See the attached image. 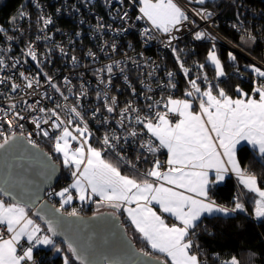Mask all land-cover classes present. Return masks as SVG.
Segmentation results:
<instances>
[{"label": "snow or ice", "instance_id": "obj_1", "mask_svg": "<svg viewBox=\"0 0 264 264\" xmlns=\"http://www.w3.org/2000/svg\"><path fill=\"white\" fill-rule=\"evenodd\" d=\"M131 2L134 4L135 0ZM193 2L201 6L206 4V0H189V3ZM117 3L122 5L124 0H117ZM139 5L141 15L136 19L146 18L153 28L167 34L166 47H172V42L177 39L173 32L179 31V26L189 21L188 12L177 0H139ZM194 11L195 15L204 20L210 19L214 14L207 7ZM116 18L126 22L128 12L124 11L121 14L118 11ZM41 19L45 27L53 23L51 18ZM96 27L102 31L111 26L98 23ZM4 31L0 27V33ZM147 32L145 29L144 34ZM194 35L196 40L215 39L209 37L205 31H196ZM7 39L11 40L13 37L8 36ZM248 39L253 42L255 40L250 33ZM56 47H59L62 54H66L62 47L58 45ZM108 47L113 52L117 50L115 43L108 45L105 42L101 51ZM172 51L176 54V60L185 76H188L190 70L184 66L177 54L178 50L172 47ZM26 55L31 57V60L38 61L37 54L31 46ZM87 55L95 58V53L91 51ZM228 57L230 60H236L231 52L228 53ZM45 59L47 60V57ZM207 59L215 66L217 78L226 75L214 45ZM19 62L13 61L11 67L15 69ZM71 62L74 67L79 63L75 56L71 57ZM7 67L5 59L0 56V71ZM114 67L119 68L131 95H137V90L131 84L129 76L125 74L121 61H114L113 64L95 70L98 83L104 87L95 90V99L100 103L91 112H88L82 103L89 95L83 81L79 90L74 91L75 85L69 77H63L62 87L61 83H57L56 79L43 72V69L34 76L20 71L19 76L23 83H16L13 76H0V85H6L11 81L10 92L18 93L24 89H32L35 92L36 89L43 87L40 81L42 74L47 88L57 94L53 96L48 91L38 93L39 98L35 99L34 103H28V100L21 96L20 100L25 108L18 110L15 98L10 93H0V96L8 100L7 107H0V150H10L17 139L15 129L8 134L5 133L4 116L15 115L17 119L15 128L20 129L23 135V124L20 122L25 120V116L21 113L26 111L41 114L31 117L30 123L34 125L37 134L53 141V151L62 157L63 165L70 170L72 177V183L68 187L50 193L61 198L60 209L72 202V189L82 202L99 197L100 202L108 207L117 211L123 209L141 238L153 251L163 255L164 258L155 257L156 264H202L198 252L193 250L198 246L192 239L196 235L195 230L200 226L202 215L221 213L227 216L245 210L244 203L239 197L231 208L217 205L209 197V185L223 181L228 172L225 157L231 171L237 174L244 188L258 197L254 201V216L257 219H264V188L258 185V177L255 174L240 168L236 158V148L241 141H247L258 148L260 156L264 157V83L254 87L252 95L237 85L236 92L239 98L234 99L218 85L215 86L218 89L216 94H213V85L202 91L196 79H192L189 81L191 90L185 92L187 99L169 96L166 102L162 99L157 100L155 104L147 103L146 111L142 114V110L134 106L131 100L120 107L118 97L109 94L114 87L112 83ZM199 67L202 69L204 66ZM249 67L256 76L264 78V70L254 65ZM105 72L108 74L107 79L104 77ZM148 75L152 76L153 73L149 72ZM167 76L169 77L167 87L174 89L176 84L172 80L173 73L168 72ZM139 82L145 85L143 80ZM145 87L147 91H151L150 86ZM70 96L75 97L73 103H69ZM44 99L51 101L53 107L42 105L41 101ZM147 99L152 98L148 96ZM194 104H198V110L194 108ZM161 105L164 111L158 110ZM101 108L106 113L114 115L103 116ZM61 111L65 113L64 117L61 116ZM89 115L106 129L98 140L100 148L94 147L91 143L93 133L86 119ZM113 120L116 127H111ZM43 125L48 127L45 128ZM137 125L141 127L138 129ZM117 128L124 135L117 134ZM144 135L149 139L144 140ZM137 137L141 138L138 147L148 154L155 156L161 149L167 150L168 158L163 165L159 159H154L152 166L141 174L136 163L121 155L124 152L122 142L128 143L129 138ZM27 143L35 146L32 139H28ZM105 152L115 154L119 163L126 162L134 175L122 174L118 164L105 158ZM143 159L144 162L148 160L147 156ZM140 160L141 155L138 154L136 161ZM210 171H214V179H210ZM0 192L11 195V192L4 188H0ZM13 200H16V197H13ZM154 205H158V211ZM60 209H56V212H60ZM163 214L174 218V222H167ZM67 215L76 217L78 212L73 208ZM45 223L48 234H44L41 226L29 217L27 204L19 201L6 203L0 199V226H3L8 234V238H5L0 232V264H25L26 261H33V248L37 245L51 246L57 252H61L62 249L57 246L54 237L60 234L65 223L62 215H53L46 219ZM24 238L29 246L18 253V247ZM65 242L68 252L79 261V264H94L90 257L94 256L95 252L86 239L83 241L66 239ZM124 255L131 256L134 253L125 251ZM143 255L150 256L151 253L144 252ZM63 260L64 264H71L68 255H65ZM108 264H120V261L109 260ZM224 264H239V261L232 257Z\"/></svg>", "mask_w": 264, "mask_h": 264}, {"label": "built area", "instance_id": "obj_2", "mask_svg": "<svg viewBox=\"0 0 264 264\" xmlns=\"http://www.w3.org/2000/svg\"><path fill=\"white\" fill-rule=\"evenodd\" d=\"M177 2L188 12L189 21H185L180 25L179 31L173 32L177 39L172 42V47L178 50L177 54L181 57L184 66L190 70L188 76H185L180 68L172 47H166L167 34L153 28L151 22L146 18L136 19L137 16L141 15L138 10V0H135L134 4L131 0H124L122 5L117 3V0H25L24 7L20 10L21 18L19 17L15 23L0 25L5 30L1 33L0 38V56H3L8 65L7 68L0 71V76H13L16 83H23L22 78L19 76L20 71H24L26 75L34 76L43 69V72L53 76L56 82L61 83V85L63 77H69L72 80V84L75 85L74 91L79 90L81 81H83L88 88L89 95L82 103L86 110L91 112L100 103L95 99V90L104 87L98 83L95 70L107 64H113L114 61H121V66L124 67L125 74L129 76L131 84L136 88L137 95H131L128 84L125 83L119 68L116 67H114L112 74L114 87L109 94L118 97L120 107H123L127 101L131 100L134 106L142 110L143 114L146 111L145 105L147 103L155 104L157 100L162 99L166 102L169 96L175 99H187L185 92L191 90L189 81L192 79H196L197 84H199L201 89H204L208 88L209 85H213V87L219 85L222 81L232 76H237L244 80L249 79L250 75L247 70L252 72L251 67H249L251 65L264 70L263 62L239 49L218 28L224 11L228 5L233 4L236 6L237 18L233 21V25H237L236 28L244 29L246 32L249 24L253 27L260 23L259 25H261V30L264 33V7L248 3L247 0H223V2L206 0L204 6L195 2L189 3V0H177ZM201 7H207L214 13L210 19L204 20L195 15L194 10H198ZM118 11L121 14L124 11L128 12V20L126 22L116 18ZM41 17L51 18L53 23L45 27ZM98 23L110 25L111 27H106L101 31L96 27ZM118 29L120 31H117ZM145 29L148 30L146 35L144 34ZM196 31H205L209 37H214L215 39L196 40L194 35ZM8 36L13 37V39H7ZM46 37H50V39ZM105 42L108 45L115 43L117 50L113 52L108 47L105 51H101ZM201 44L225 46L234 53H240L247 59L248 63L244 61L236 65L234 62L230 69L223 67L226 75L217 78L216 71H209L206 64L197 54V46ZM57 45L62 47L66 54H62L59 47H56ZM30 46L35 50L38 61H33L31 57L26 55ZM89 51L95 53V58L87 55ZM72 56L77 57L79 62L75 67L71 62ZM46 57L47 60L45 59ZM15 60L20 62L13 69L11 64ZM207 61L210 62L208 59ZM208 64L213 65L211 62ZM199 65L204 67L201 69ZM149 72L153 73V75L149 76ZM168 72L173 73L172 80L176 84L174 89L167 87ZM81 74L83 75L81 76ZM107 76L108 74L105 72V79H107ZM140 80H143L146 86L151 87L150 92L147 91L145 85L140 84ZM40 81L43 87L36 89L35 92L32 89H24L18 93H11V81H9L6 85H0V93H10L15 98L17 109L20 110L25 108V105L20 100L21 96H24L28 103H34L35 99L39 98L38 93L48 91L53 96L57 95L47 88L42 74L40 75ZM252 82L254 87H256L260 83H264V78L255 75ZM26 93H31V95H26ZM140 93H143V95H140ZM148 96H151L152 99L148 100ZM74 100L75 97L70 96L69 103H73ZM41 103L46 107H53L52 102L47 99L42 100ZM7 104L8 100L6 97L0 96V107H7ZM158 110L164 111L163 106L161 105ZM21 114L25 116V120L20 122L23 124V135L27 139H32L37 145L45 148L48 145L53 149V141L37 134L34 131V125L30 123L31 117L41 114L26 111ZM101 114L103 116L114 115L106 113L103 108H101ZM61 116H65L63 111H61ZM86 119L93 133L91 143L94 147L100 148L101 144L98 143V140L106 129L100 126L98 120L92 119L90 115L86 116ZM9 121L11 122L10 124ZM16 124L15 115L4 116L3 126L6 134L14 129L21 134V130L15 128ZM43 127L47 128L48 126L43 125ZM111 127H116L114 120ZM136 127L139 129L141 126L137 125ZM117 134L124 135L118 128ZM140 139V137L129 138L128 143L122 142L124 152L121 155L126 156L127 160L136 163L139 173L142 174L152 166V160L154 159H159L163 165L167 160V150L161 149L155 156L148 154L138 147ZM143 139L147 140L149 137L144 135ZM138 154L141 155L139 162L136 161ZM104 155L118 162L115 154L105 152ZM144 156H147V162H144ZM120 165L125 169L131 170L126 162L120 163ZM70 184L71 181H68L58 187H53L48 191V198L52 199L60 207L61 198L50 193L59 192ZM71 194L73 195V200L70 204L64 205L63 210L70 212L73 208L78 210L83 205H89L78 200L74 189L71 190ZM92 202L101 203L98 197H95ZM2 233L4 237H8L4 227ZM28 246V242L23 240L18 247L19 251L22 252V249ZM39 253L40 250L36 248L33 257L35 264L41 258ZM33 261H26L25 264H33Z\"/></svg>", "mask_w": 264, "mask_h": 264}, {"label": "trees", "instance_id": "obj_3", "mask_svg": "<svg viewBox=\"0 0 264 264\" xmlns=\"http://www.w3.org/2000/svg\"><path fill=\"white\" fill-rule=\"evenodd\" d=\"M219 2H223V0ZM247 2L264 7V0H247ZM24 4L25 0H0V25L15 23L20 17V10L24 7ZM236 18V6L233 4L228 5L219 22V30L239 49L264 63V33L263 30H261L260 23L253 27L250 24L249 26L247 25L248 28L245 32L244 29L233 27V21H235ZM249 33L255 38L254 42L248 39ZM212 49L213 46L209 44H201L197 46V54L206 64L209 71H216L215 66L208 64L210 62L207 61L208 53ZM215 51L225 69H230L234 62L236 65L244 61L248 63L247 59L240 53H234L225 46L216 45ZM229 52L235 55V61L229 59ZM247 71L250 75L249 79L244 80L240 77L232 76L222 81L218 86H221L227 93L232 95L237 94V85H239L240 88L251 91L254 88L252 80L255 75L250 70ZM213 88L216 87L214 86ZM46 149H48L61 164L60 178L54 187L72 181L70 170L64 167L62 157L55 153L50 146L46 145ZM238 156L244 168L256 174L261 180H264V157H261L260 154L248 145L239 147ZM125 170L131 171L128 169ZM0 196L3 197V195ZM211 197L216 202L228 208L233 207L236 198L239 197L241 202L245 204L246 209L243 212L238 211L227 216L224 214H214L205 215L201 218L200 226L195 230L196 235L192 237V239L194 240V244L198 246L193 250L198 252L202 264H224L225 261L230 260L232 257H236L239 264H264V219H256L252 214L254 209V197L245 194L242 195L236 179L232 176L227 177L223 183L215 185L212 188ZM102 206L108 208V206L103 203L92 202L88 206H81L77 212L91 214L95 211L105 209L102 208ZM28 208L31 210L32 216L43 226V232L48 234L47 226L39 221L30 207ZM118 213L122 216L127 226L128 233L136 245L148 251L146 242L140 237L139 233L128 223L119 211ZM54 240L62 251L57 252L55 248L51 246L41 248L39 253L41 258L37 264H64L63 258L65 255L70 257L71 264H79V261L68 252L65 242L57 239ZM153 254L159 256L156 253Z\"/></svg>", "mask_w": 264, "mask_h": 264}, {"label": "water", "instance_id": "obj_4", "mask_svg": "<svg viewBox=\"0 0 264 264\" xmlns=\"http://www.w3.org/2000/svg\"><path fill=\"white\" fill-rule=\"evenodd\" d=\"M27 140L26 136L17 133L14 146L8 151L0 150V188L11 192V195L4 192H0V195L11 202L27 204L46 226V219L62 215L65 223L54 239L63 242L66 239H86L95 252L90 257L94 264H108L109 260H119L120 264H156L157 256L136 245L117 210L109 207L91 214L78 212V216L71 217L67 215L68 211L60 209L49 199L48 191L60 178L61 164L48 149L28 144ZM56 209H60V212H56ZM125 251L134 255H124ZM144 252L151 255L145 256Z\"/></svg>", "mask_w": 264, "mask_h": 264}, {"label": "crops", "instance_id": "obj_5", "mask_svg": "<svg viewBox=\"0 0 264 264\" xmlns=\"http://www.w3.org/2000/svg\"><path fill=\"white\" fill-rule=\"evenodd\" d=\"M213 1H220V0H213ZM219 87H221V86H219ZM222 88V87H221ZM244 92H246V93H249L250 95H252L253 93H252V90L251 91H249V90H245V89H243V88H241ZM202 91H204V90H207V88H204V89H201ZM218 91V89L217 88H213V94H216V92ZM229 96H232L234 99L235 98H239V95H238V93L237 94H235V95H232V94H230V93H227ZM257 98H258V96H257ZM194 108L195 109H197L198 110V105H195L194 104ZM242 145H248V146H250L251 148H253L258 154H259V152H258V148H255V147H253V145H251V144H248L247 143V141H241L238 145H237V148H236V158H237V161L239 162V165H240V168L242 169V170H247L249 173H252V172H250L247 168H244L243 167V165L241 164V162H240V160H239V156H238V149H239V147L240 146H242ZM222 151V150H221ZM106 159H108V160H110L112 163H114V164H118L117 163V161H115L114 159H111V157H105ZM168 158V157H167ZM224 160H225V166L228 168V172L225 174V178H224V180L223 181H220V182H217V183H212V184H210L209 185V197L212 199V200H214L212 197H211V191H212V188L215 186V185H217V184H221V183H223L226 179H227V177H229V176H232V177H234L235 179H236V181H237V184H238V187H239V190H240V193L243 195V194H245V195H250L251 197H254V201H255V199H258V197L256 196V194L255 193H251V192H248V190L247 189H245L244 188V186L240 183V178L237 176V174L235 173V172H232L231 171V166L230 165H228L227 164V158L225 157L224 158ZM118 166L120 167V169H121V172H122V174H125V175H134V173L133 172H129V171H127V170H125L121 165H119L118 164ZM252 174H254V173H252ZM256 175V174H255ZM209 176H210V179H214V176H215V173H214V171H210V173H209ZM257 176V175H256ZM258 177V176H257ZM139 178V177H138ZM72 183V182H71ZM258 185L261 187V188H264V180H261L259 177H258ZM95 197H93V199H94ZM99 198V197H98ZM0 199H3L6 203H13V202H11V201H9V200H6V199H4L3 197H1L0 196ZM92 199V200H93ZM79 200V199H78ZM80 201V200H79ZM215 201V200H214ZM81 203H86V204H91L92 203V201H88V202H82V201H80ZM215 203L217 204V205H220V206H223V207H226V206H224V205H222V204H220V203H218V202H216L215 201ZM154 207L157 209V211L159 210V208H158V205H154ZM244 207H245V204H244ZM102 208H105V206L103 207L102 206ZM109 208V207H108ZM228 208V207H227ZM254 208H255V204H254ZM245 209H246V207H245ZM245 211V210H244ZM119 212L123 215V217L128 221V223L135 229V227L131 224V222H130V220H129V218L127 217V214L123 211V209H121V210H119ZM28 213H29V217L31 218V219H33L36 223H38L40 226H41V229L43 230V226L38 222V220H36L33 216H32V213H31V210L28 208ZM214 214H221V213H213V214H204V215H202V217L203 216H205V215H214ZM231 214V213H230ZM253 216H254V209H253ZM164 215V217H165V219H166V221L167 222H169V223H172V222H174V218H172V217H170V216H168V214H163ZM201 217V218H202ZM255 217V216H254ZM256 218V217H255ZM257 219V218H256ZM2 229H3V226H0V232H2ZM44 233V232H43ZM45 234V233H44ZM140 235V234H139ZM141 237V236H140ZM5 238H8V237H6L5 236ZM23 240H25V241H27L26 240V238H24V239H22L21 240V242L23 241ZM20 242V243H21ZM146 242V241H145ZM146 246H147V249H148V251H151V252H153V253H156L155 251H153L151 248H150V246L147 244V242H146ZM36 247L37 248H44V247H49V246H45V245H37V246H35L34 248H33V257H34V255H35V252H36ZM18 253H21L20 251H19V248H18ZM156 254H158L161 258H164L163 257V255L162 254H159V253H156ZM202 262V261H201Z\"/></svg>", "mask_w": 264, "mask_h": 264}, {"label": "rangeland", "instance_id": "obj_6", "mask_svg": "<svg viewBox=\"0 0 264 264\" xmlns=\"http://www.w3.org/2000/svg\"><path fill=\"white\" fill-rule=\"evenodd\" d=\"M140 6V5H139ZM105 157H107V156H105ZM111 159H113V158H111ZM116 161V160H115ZM119 165H120V163L119 162H117ZM122 166V165H121ZM123 167V166H122ZM124 168V167H123ZM72 182V181H71ZM37 248V247H36ZM39 250L41 249V248H38Z\"/></svg>", "mask_w": 264, "mask_h": 264}]
</instances>
